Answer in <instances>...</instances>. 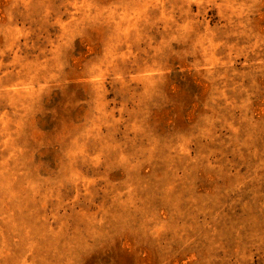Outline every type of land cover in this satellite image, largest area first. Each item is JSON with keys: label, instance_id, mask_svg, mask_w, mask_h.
Masks as SVG:
<instances>
[{"label": "rangeland", "instance_id": "374dc122", "mask_svg": "<svg viewBox=\"0 0 264 264\" xmlns=\"http://www.w3.org/2000/svg\"><path fill=\"white\" fill-rule=\"evenodd\" d=\"M0 264H264V0H0Z\"/></svg>", "mask_w": 264, "mask_h": 264}]
</instances>
